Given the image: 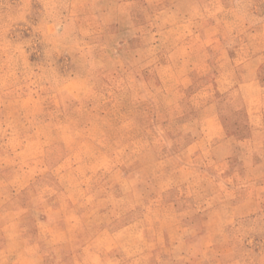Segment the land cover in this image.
Here are the masks:
<instances>
[{
    "label": "rangeland",
    "instance_id": "obj_1",
    "mask_svg": "<svg viewBox=\"0 0 264 264\" xmlns=\"http://www.w3.org/2000/svg\"><path fill=\"white\" fill-rule=\"evenodd\" d=\"M0 264H264V0H0Z\"/></svg>",
    "mask_w": 264,
    "mask_h": 264
}]
</instances>
